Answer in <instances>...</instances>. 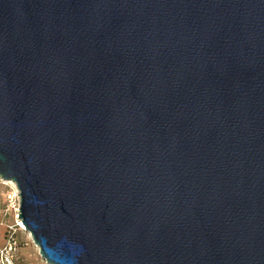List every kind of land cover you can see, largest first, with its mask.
<instances>
[{"label":"water","instance_id":"water-1","mask_svg":"<svg viewBox=\"0 0 264 264\" xmlns=\"http://www.w3.org/2000/svg\"><path fill=\"white\" fill-rule=\"evenodd\" d=\"M0 182L46 264H264V0H0Z\"/></svg>","mask_w":264,"mask_h":264},{"label":"built area","instance_id":"built-area-1","mask_svg":"<svg viewBox=\"0 0 264 264\" xmlns=\"http://www.w3.org/2000/svg\"><path fill=\"white\" fill-rule=\"evenodd\" d=\"M7 191L3 199L4 202L0 204V218L4 223H8L11 219L13 224H6V237L3 243H0V264H24L19 257V248L21 243L18 241V235L22 234L26 240H30L28 234L25 232L20 217L21 199L20 192L15 184L5 182Z\"/></svg>","mask_w":264,"mask_h":264},{"label":"rangeland","instance_id":"rangeland-1","mask_svg":"<svg viewBox=\"0 0 264 264\" xmlns=\"http://www.w3.org/2000/svg\"><path fill=\"white\" fill-rule=\"evenodd\" d=\"M7 188L3 183H0V204L4 202L3 196ZM13 220L11 219L8 223H4L2 218H0V243L5 241L6 237V224H13ZM30 237V236H29ZM18 241L22 244L19 248V255L22 259L21 261L24 264H46L39 254V250L33 245L31 239L26 240L22 234L18 235Z\"/></svg>","mask_w":264,"mask_h":264},{"label":"bare ground","instance_id":"bare-ground-1","mask_svg":"<svg viewBox=\"0 0 264 264\" xmlns=\"http://www.w3.org/2000/svg\"><path fill=\"white\" fill-rule=\"evenodd\" d=\"M0 183H5V182H0ZM23 227H24V225H23ZM25 228V227H24ZM30 236V235H29Z\"/></svg>","mask_w":264,"mask_h":264},{"label":"crops","instance_id":"crops-1","mask_svg":"<svg viewBox=\"0 0 264 264\" xmlns=\"http://www.w3.org/2000/svg\"><path fill=\"white\" fill-rule=\"evenodd\" d=\"M19 257H20V255H19ZM21 259V258H20ZM22 260V259H21ZM23 262V261H22ZM24 263V262H23Z\"/></svg>","mask_w":264,"mask_h":264}]
</instances>
